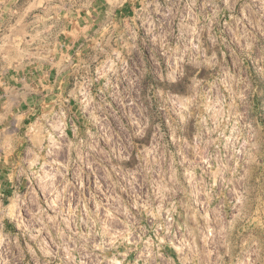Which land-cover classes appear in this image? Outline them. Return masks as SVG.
<instances>
[{
    "label": "rangeland",
    "instance_id": "1",
    "mask_svg": "<svg viewBox=\"0 0 264 264\" xmlns=\"http://www.w3.org/2000/svg\"><path fill=\"white\" fill-rule=\"evenodd\" d=\"M114 6L0 16V264H264V0Z\"/></svg>",
    "mask_w": 264,
    "mask_h": 264
},
{
    "label": "crops",
    "instance_id": "2",
    "mask_svg": "<svg viewBox=\"0 0 264 264\" xmlns=\"http://www.w3.org/2000/svg\"><path fill=\"white\" fill-rule=\"evenodd\" d=\"M18 1L19 0H0V16L7 13V9L12 11V8L16 7V5L18 4ZM96 1H100L101 3L104 4L106 9L109 8L112 11L116 8V6H114V2L123 1V0H96ZM107 5H108V7H107ZM1 92H3V94L0 95V97H6L7 98V101H5L6 105L3 108H4V114H6V118H8L11 116L10 111H12V109H9L10 108V104H9L10 99L12 100L13 98H15V95L20 94L21 91H20V89L16 90L15 88H11V87L7 86L6 85V78L0 77V93ZM14 142H15V135H13L11 133V128L7 127V128L0 129V153H1V156H3V155L4 156H11V152L10 153L6 152V148L14 145ZM3 162L6 164L7 160L4 159ZM4 169H6L4 166H3V168L0 169V176L2 174H4Z\"/></svg>",
    "mask_w": 264,
    "mask_h": 264
}]
</instances>
